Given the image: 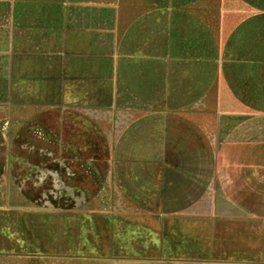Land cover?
Returning a JSON list of instances; mask_svg holds the SVG:
<instances>
[{
  "label": "crops",
  "instance_id": "crops-1",
  "mask_svg": "<svg viewBox=\"0 0 264 264\" xmlns=\"http://www.w3.org/2000/svg\"><path fill=\"white\" fill-rule=\"evenodd\" d=\"M0 264H264V0H0Z\"/></svg>",
  "mask_w": 264,
  "mask_h": 264
}]
</instances>
